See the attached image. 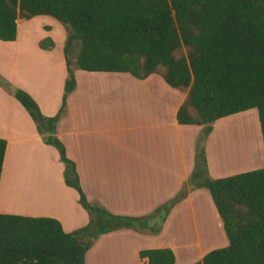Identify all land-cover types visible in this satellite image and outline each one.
<instances>
[{
	"label": "trees",
	"instance_id": "16d2710c",
	"mask_svg": "<svg viewBox=\"0 0 264 264\" xmlns=\"http://www.w3.org/2000/svg\"><path fill=\"white\" fill-rule=\"evenodd\" d=\"M38 15L66 29L58 112L43 115L26 91L1 75L0 87L26 110L42 141L57 150L64 183L76 190L89 220L65 232L52 217L0 213V264H85L87 251L103 234L123 228L158 234L171 208L199 188L209 192L228 244L185 264H264V167L212 178L205 154L213 124L249 109L257 111L264 152V0H0V40L16 39L18 17ZM53 45L50 38L40 42L41 48ZM181 49L185 53L178 55ZM76 69L126 72L138 79L157 73L186 92L177 122L202 126L193 168L176 195L149 214H114L83 192L76 164L56 135L76 87ZM6 144L0 138V174ZM139 256L148 264H177L170 248L143 249Z\"/></svg>",
	"mask_w": 264,
	"mask_h": 264
},
{
	"label": "crops",
	"instance_id": "0c3cea01",
	"mask_svg": "<svg viewBox=\"0 0 264 264\" xmlns=\"http://www.w3.org/2000/svg\"><path fill=\"white\" fill-rule=\"evenodd\" d=\"M49 17L53 18L18 17L16 39L0 40V72L13 87L26 91L45 116L58 112L66 78V32ZM31 20L39 21L43 31L37 39H29L24 31ZM45 38H50L54 45L41 48L40 42ZM75 79L76 87L66 99L65 114L57 123L56 135L76 164L87 199L114 214L140 216L174 197L192 171L195 143L202 129L201 125L177 122L176 112L186 92L170 87L157 73L138 79L126 72L76 69ZM217 121L205 141L210 177H223L216 164L227 170L233 167L226 168L233 159H258L264 167L258 128L240 119L228 128L241 129L248 139L255 136L251 147L254 152L249 153V140L236 144L240 151L237 154L233 153L234 146L214 152L212 140ZM0 138L7 142L0 174L1 214L52 217L65 232L88 223L89 216L78 203V193L64 183V166L57 150L42 141L26 110L1 87ZM35 155L44 156L54 180L50 181L45 171L36 170ZM14 159H18V172L13 173L10 182L9 168ZM27 176L30 178L26 179ZM38 184L47 192L43 196L47 201L53 199L52 185L56 186L60 196L57 208L16 210L42 206L37 205L42 198ZM227 244L210 194L199 188L171 208L158 234L125 228L103 234L87 251L85 264H148L147 258H140L139 251L154 248L172 249L176 263L185 264L199 261L208 251Z\"/></svg>",
	"mask_w": 264,
	"mask_h": 264
},
{
	"label": "rangeland",
	"instance_id": "374dc122",
	"mask_svg": "<svg viewBox=\"0 0 264 264\" xmlns=\"http://www.w3.org/2000/svg\"><path fill=\"white\" fill-rule=\"evenodd\" d=\"M49 19H51V20L55 21L56 23H58L62 27V29L66 32V29H65V27L63 25H61L59 22H57L53 18L49 17ZM38 22L39 21L31 20V21H29L28 25L26 26L27 28H24V31L27 33L26 36L29 39H37L39 36H41L43 31L41 29V26L38 25L39 24ZM75 51H76V47H74V52ZM184 53H185L184 49H181V50H179L178 55L179 54H184ZM35 67H36V65L34 64V69H35ZM0 75L11 84V82L1 72H0ZM16 88H18V87H16ZM9 94H11V93H9ZM237 119L238 120L240 119L241 122L246 123L250 127L258 128V142H259L258 145H260V150L262 151V141H261L262 139H261L259 121H258V115H257L256 109H249L247 111L239 112V113L227 116L225 118L219 119L217 121V126H216L217 130L214 133L213 140H212V150H214V152H215V150H216V152H218V151L221 152V149H223V148L227 149L226 148L227 146H234L233 147V149H234L233 153L237 154L240 151H238V149L236 147V144H239V142L243 141V140H245V141L249 140V142H248L250 144L249 153H250V150H251V152H254L253 148H251V147H252V143L254 141L255 136L252 135V137H249V139H248L247 136L245 135V132L241 131V129L228 128V125L232 124L233 122H238ZM223 143H224L225 146L223 145ZM216 155H217V153H216ZM216 155H215V159H216V161H218ZM261 155L263 156L262 159H263V162H264V155L263 154H261ZM33 159H34L35 164H36V166H35L36 170L45 171L46 174L49 176L50 181L54 180V176L53 175L50 176V174H49L50 171L47 169L48 167L46 166V164L44 162V160H45L44 156L43 155H35L33 157ZM238 161H239V163H238ZM238 161L236 162V161H234V159L233 160H229L228 164H226V168H230L227 165H230V166H233V167H231L230 169H227V170L224 168V165H222L220 163L216 164V166H217L218 170H222L223 171L222 172L223 177L230 176V175H233V174H236V173L246 172V171L257 169V168H262V166H263L262 163L260 162V160H258V159L256 160L254 158L252 159V161L247 160V159L244 160V158H242L241 160H238ZM9 162H10V160H9ZM17 162H18V159H14L13 162H12V168L13 169L11 168V170H10V168H9V171L12 172L11 173L12 176H10V173H9L10 182H11V179L14 178L13 177V173L15 171L18 172V169L15 166V165H17ZM235 166L236 167L238 166V167L236 168ZM24 169H27V168H23V170ZM27 170H30V169H27ZM16 172H15L14 175H16ZM25 178L28 179V178H30V176H27ZM31 184H32V186H34L33 188H35V190H37V184H35V182H33ZM9 185H10V183H8V186ZM12 186H15V184H12ZM52 186L54 188V195H53V199L51 201H49V200L47 201V199H43V196H45V192L46 191L44 192V189H43L42 185L38 184V187L40 188L39 190L42 191V192L39 191L40 194H42V198H40L38 200L37 203H39V204H37V205H42V206H28V208L16 209V210H26V211H28V210L29 211H34V210L38 211V210H42V209L54 210L58 206L57 203H58V200H59L60 196L58 194L56 186L55 185H52ZM46 194H47V192H46Z\"/></svg>",
	"mask_w": 264,
	"mask_h": 264
}]
</instances>
